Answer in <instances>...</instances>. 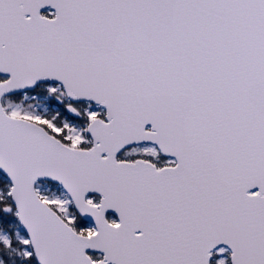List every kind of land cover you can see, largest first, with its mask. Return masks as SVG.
<instances>
[{
    "label": "snow or ice",
    "instance_id": "1",
    "mask_svg": "<svg viewBox=\"0 0 264 264\" xmlns=\"http://www.w3.org/2000/svg\"><path fill=\"white\" fill-rule=\"evenodd\" d=\"M0 264H264V0H0Z\"/></svg>",
    "mask_w": 264,
    "mask_h": 264
}]
</instances>
